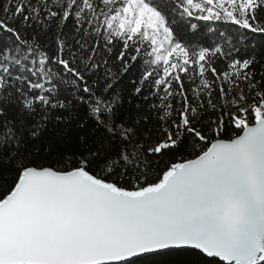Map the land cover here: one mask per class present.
I'll return each mask as SVG.
<instances>
[{
	"label": "snow or ice",
	"instance_id": "snow-or-ice-1",
	"mask_svg": "<svg viewBox=\"0 0 264 264\" xmlns=\"http://www.w3.org/2000/svg\"><path fill=\"white\" fill-rule=\"evenodd\" d=\"M257 49L264 0H0V264H264Z\"/></svg>",
	"mask_w": 264,
	"mask_h": 264
},
{
	"label": "trees",
	"instance_id": "trees-1",
	"mask_svg": "<svg viewBox=\"0 0 264 264\" xmlns=\"http://www.w3.org/2000/svg\"><path fill=\"white\" fill-rule=\"evenodd\" d=\"M257 57L258 58H264V52H262L260 49H257ZM128 81H125V85H127ZM60 130H57V133H59ZM77 135V132L75 129H66L63 131V137H66V140L61 137L59 134H54L52 137H50L53 141V148L52 151L55 152L57 149H63L66 145L71 146L72 143L75 140V137Z\"/></svg>",
	"mask_w": 264,
	"mask_h": 264
}]
</instances>
